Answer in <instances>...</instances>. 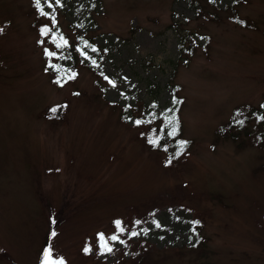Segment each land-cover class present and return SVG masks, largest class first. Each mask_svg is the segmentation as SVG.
Listing matches in <instances>:
<instances>
[{"label":"rangeland","instance_id":"obj_1","mask_svg":"<svg viewBox=\"0 0 264 264\" xmlns=\"http://www.w3.org/2000/svg\"><path fill=\"white\" fill-rule=\"evenodd\" d=\"M263 103L264 0H0V264H264Z\"/></svg>","mask_w":264,"mask_h":264},{"label":"trees","instance_id":"obj_2","mask_svg":"<svg viewBox=\"0 0 264 264\" xmlns=\"http://www.w3.org/2000/svg\"><path fill=\"white\" fill-rule=\"evenodd\" d=\"M240 2L236 1L235 3H233L234 5H238ZM53 117L54 116H59L60 111L57 112V110L53 109ZM251 111V112H250ZM250 111H245L243 116V108H240L239 110L235 111L234 116L232 117V119L229 121L228 124H224L223 127L220 129L219 133H222L221 135L224 137H228L230 136L231 138L235 139V138H240V134H242V131L247 130L248 128H251V123H250V119L247 117V115L250 113V117H252L255 114H259L263 116V120H264V103L261 104V106H259V109H250ZM170 118H167L166 120H164L161 125V131L160 134L163 138V143H167L169 141V124L171 122L174 121V118H176V112H170ZM242 117L243 120L245 121H239L238 120V116ZM260 117V116H258ZM254 118V117H253ZM252 118V119H253ZM261 118V117H260ZM252 122V121H251ZM264 124V123H263ZM171 127V126H170ZM256 136H258V139L261 140L264 143V131H259L258 133H256Z\"/></svg>","mask_w":264,"mask_h":264},{"label":"snow or ice","instance_id":"obj_3","mask_svg":"<svg viewBox=\"0 0 264 264\" xmlns=\"http://www.w3.org/2000/svg\"><path fill=\"white\" fill-rule=\"evenodd\" d=\"M44 31V30H42ZM96 49L93 48V51H95ZM48 55H54L53 53H47ZM93 63H95V61H93ZM54 111V110H53ZM139 123V121L137 122ZM175 131V130H174ZM184 142H181V144H183ZM117 223H119V221H117ZM198 223V222H197ZM52 235L55 236L56 233L53 231ZM133 235H135V233H133ZM113 239H115V237H113ZM85 251H88V249L86 248ZM49 256H50V249L45 248L44 249V257H45V261L44 264H52V262L49 260ZM60 264H63V261H60Z\"/></svg>","mask_w":264,"mask_h":264}]
</instances>
